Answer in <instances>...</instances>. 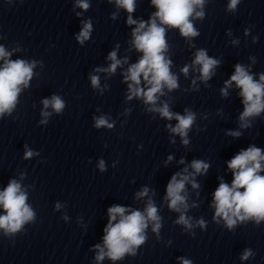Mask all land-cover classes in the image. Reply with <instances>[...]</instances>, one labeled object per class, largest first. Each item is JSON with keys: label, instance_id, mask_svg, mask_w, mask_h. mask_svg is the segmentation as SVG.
<instances>
[{"label": "clouds", "instance_id": "clouds-1", "mask_svg": "<svg viewBox=\"0 0 264 264\" xmlns=\"http://www.w3.org/2000/svg\"><path fill=\"white\" fill-rule=\"evenodd\" d=\"M116 4L127 10L129 14L134 11V0H115ZM158 11L153 14V18L148 23L139 22L138 26L133 30V43L138 51L143 53L142 58L138 63L133 64L128 69V74L125 79L131 81L128 88L132 96L143 97L145 103L155 105L157 93L163 95L162 88L167 87L169 90L175 89L177 78L170 73L169 65L171 61L166 60L162 54L166 50L165 28L157 24V19L161 24L169 25L174 28H179L181 35L184 37H194L198 35L189 17L193 15L194 8H203L204 0H151ZM239 0H230L228 5L229 10H234ZM78 6L87 10L89 7L85 0H79ZM203 11L195 12L197 18H202ZM129 25L137 24L131 15L128 17ZM92 25L90 22L84 24L76 39L83 43L89 38ZM146 29V30H145ZM9 54L5 52L3 47H0V58H5ZM113 63L107 69L109 72H115L120 61L116 58V52L113 51L108 57ZM219 61L207 56L206 52L201 50L196 53L194 64L200 65L201 79L208 80L213 68ZM35 64H28L23 60L9 61L5 60V64L0 68V115L5 112H11L14 107L17 95L20 92V85H27L28 80L32 77V69ZM188 67L185 66L182 71L185 75L188 73ZM141 75L150 87L145 91L139 85L141 84ZM93 87L98 86V77H91ZM232 82L241 89L240 95L244 98V112L240 116L243 122L247 117L258 115L264 110V75H260L259 81H255L244 67L237 64L235 74L226 82V88L230 87ZM226 88L222 92L226 95ZM44 107L51 108L60 113L64 108V102L59 96H52L51 99H45ZM159 112L161 117L169 120L175 118L178 123L172 127L171 132L178 134L183 139V143L187 144V131L192 126L195 116L188 112L185 115L173 114L170 112L168 105L165 103L162 107H154L150 109ZM47 116L49 113L45 112ZM45 121H41L44 123ZM246 127V124L241 125ZM95 127L112 128L113 125L108 123L105 117L95 119ZM233 136H239V132L231 133ZM33 152L28 150L25 152V158H30ZM171 159V157H169ZM261 161H264V155L261 154V149L249 147L247 150H242L235 155L229 162L228 168L233 172V181L231 187L226 183H220L219 187L214 192L215 216L222 217L226 225L232 228L236 220L241 221L248 218H255L259 223L264 220V176L258 173L262 170ZM209 165L201 160H193L191 168L196 174L206 172ZM101 170L104 169L103 161L100 162ZM187 171V169H185ZM180 176V179H177ZM189 176H181L179 173L173 175L167 184V199H169V207L172 210L180 211V206L185 204V197L181 195L184 190L185 182ZM193 187H198L193 183ZM243 188L240 192L238 189ZM148 189L138 193V196H145ZM26 193L21 190V185L11 180L7 187L0 191V207L4 210V215H0V229H4L5 233H16L25 222L31 221L34 217L33 211L26 204ZM59 207V205L57 206ZM128 211L125 207L115 205L108 209L109 221L104 229L103 237L104 247L96 245L99 249L97 261L103 260L105 256L113 261L124 256L125 253L131 252L133 246H138L144 242L145 237L142 235L143 230L147 227V221H153V231H158L160 228V217L157 215V208L149 202L145 212L132 211L129 215H125ZM243 213V215H241ZM119 221L113 223V221ZM177 223L184 224L186 227H191L189 220L182 214ZM203 227V221H199ZM107 249V251H105ZM251 252L246 250L242 259H247ZM182 264H191L189 260H183Z\"/></svg>", "mask_w": 264, "mask_h": 264}]
</instances>
